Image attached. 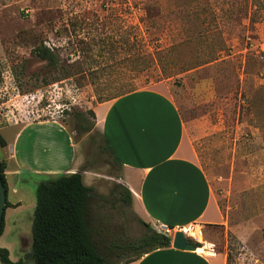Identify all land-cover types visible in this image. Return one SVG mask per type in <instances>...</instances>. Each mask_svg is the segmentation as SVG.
<instances>
[{
    "label": "rangeland",
    "instance_id": "1",
    "mask_svg": "<svg viewBox=\"0 0 264 264\" xmlns=\"http://www.w3.org/2000/svg\"><path fill=\"white\" fill-rule=\"evenodd\" d=\"M40 45L56 66L35 55ZM146 88L176 104L184 146L222 215L184 235L228 264H264V0H0V128L54 120L70 132L107 264L139 259L141 248H126L163 233L122 202L120 165L98 131L78 133L74 114L90 125L87 110ZM33 212L27 203L5 212L0 248L12 262L33 264Z\"/></svg>",
    "mask_w": 264,
    "mask_h": 264
},
{
    "label": "crops",
    "instance_id": "2",
    "mask_svg": "<svg viewBox=\"0 0 264 264\" xmlns=\"http://www.w3.org/2000/svg\"><path fill=\"white\" fill-rule=\"evenodd\" d=\"M91 110L95 130L120 165L117 183L130 193L133 211L140 219L157 229L165 226L174 231L196 224H220L222 215L212 204L208 180L184 146V123L166 93L135 90ZM4 128L12 132L9 140L3 138L5 146L1 147L7 203L3 215L26 203L34 208L32 191L45 177L78 172L74 143L61 122L37 120ZM191 238L202 242L198 231ZM203 244L195 251H180L170 242L169 247L126 264H228L224 254L212 253Z\"/></svg>",
    "mask_w": 264,
    "mask_h": 264
},
{
    "label": "trees",
    "instance_id": "3",
    "mask_svg": "<svg viewBox=\"0 0 264 264\" xmlns=\"http://www.w3.org/2000/svg\"><path fill=\"white\" fill-rule=\"evenodd\" d=\"M33 52L50 66H56L59 62L58 56L43 45L34 48ZM86 113L92 119L90 125L84 123L82 112L74 114L78 133L95 130L93 111L90 109ZM102 141V148L109 151L113 159L118 162L103 137ZM4 146L5 141L0 134V147ZM4 171L5 163L0 160V181L6 194ZM121 189L122 202L129 204L130 193L124 187ZM92 192L93 189L83 183L79 172L59 175L37 184L34 191L35 207L31 221V246L27 255L33 264H107L94 244L89 228L88 204ZM6 207L7 203L4 209ZM3 217L2 214L0 235L4 228ZM170 242L169 236L150 229L136 244L126 249L141 248L140 256H142L156 249L167 248ZM193 244L199 247V244ZM0 262L2 264H24L23 259L12 262L5 248H0Z\"/></svg>",
    "mask_w": 264,
    "mask_h": 264
},
{
    "label": "water",
    "instance_id": "4",
    "mask_svg": "<svg viewBox=\"0 0 264 264\" xmlns=\"http://www.w3.org/2000/svg\"><path fill=\"white\" fill-rule=\"evenodd\" d=\"M5 205V189L0 181V222ZM171 247L180 251H195L197 246L190 242L182 231H176L171 240Z\"/></svg>",
    "mask_w": 264,
    "mask_h": 264
},
{
    "label": "built area",
    "instance_id": "5",
    "mask_svg": "<svg viewBox=\"0 0 264 264\" xmlns=\"http://www.w3.org/2000/svg\"><path fill=\"white\" fill-rule=\"evenodd\" d=\"M185 229V228H184ZM184 229H182L181 231L184 233ZM159 232H162L163 234H165V233H168L169 232V230H171V229H169V228H167V227H165V226H159V228L157 229ZM185 230H189V227H187ZM165 235H167V234H165Z\"/></svg>",
    "mask_w": 264,
    "mask_h": 264
},
{
    "label": "bare ground",
    "instance_id": "6",
    "mask_svg": "<svg viewBox=\"0 0 264 264\" xmlns=\"http://www.w3.org/2000/svg\"><path fill=\"white\" fill-rule=\"evenodd\" d=\"M184 232L186 233V232H187V230H185V229H184ZM188 234H190V233H188Z\"/></svg>",
    "mask_w": 264,
    "mask_h": 264
}]
</instances>
